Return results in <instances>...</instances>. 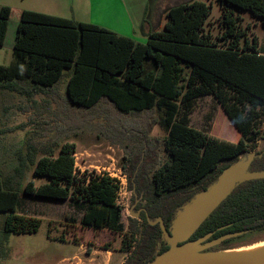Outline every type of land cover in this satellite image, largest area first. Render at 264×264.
Returning a JSON list of instances; mask_svg holds the SVG:
<instances>
[{"label":"trees","instance_id":"1","mask_svg":"<svg viewBox=\"0 0 264 264\" xmlns=\"http://www.w3.org/2000/svg\"><path fill=\"white\" fill-rule=\"evenodd\" d=\"M217 2L219 36L206 30L212 5L193 1L170 8L164 29L151 33L145 43L94 24L25 10L15 35V61L0 64V90L30 99L36 94L55 95L81 112L107 101L123 114H157L158 125L167 133L169 158L145 186L146 205L135 201L141 223L131 219L123 234L120 249L127 255L125 264H148L167 251L170 245L159 219L171 233L178 212L208 190L224 169L254 153L264 136L258 121L264 109V54L257 36L249 39L250 26L243 28L234 11H249L264 25V0ZM12 10L0 5V47L5 45ZM65 79L61 94L59 85ZM206 95L218 101L235 126L234 142L190 126L195 100ZM35 136L27 138L13 174L4 177L0 172V258L9 255L11 234L37 233L43 221L18 211L20 181L28 172L48 181L38 186L29 181L25 195L72 199L85 206L84 227L119 228L123 207L117 203L115 181L96 172L78 177L74 143L44 133ZM249 171H264V155L254 159ZM131 187L137 199L133 178ZM260 231H264V179L237 184L190 241L210 233L209 241L227 236L211 249L216 251Z\"/></svg>","mask_w":264,"mask_h":264},{"label":"rangeland","instance_id":"2","mask_svg":"<svg viewBox=\"0 0 264 264\" xmlns=\"http://www.w3.org/2000/svg\"><path fill=\"white\" fill-rule=\"evenodd\" d=\"M15 1L0 0V4L15 8ZM172 1L176 6L193 1L211 4L206 30L213 37L221 34V7L217 0ZM234 11L242 19L240 23L243 28L250 26L247 31L249 39L257 36L264 54V25L261 19L249 11ZM18 22V16L13 13L6 44L0 47L1 65H10L15 61L13 45ZM65 90L66 79L59 85L61 94ZM260 112L258 121L264 129V109H260ZM157 119L155 112L123 114L107 101L92 111L81 112L72 110L55 95L36 94L30 99L19 93L0 90V172L4 177L13 174L18 165V154L25 150L27 138L44 133L50 139L76 145L78 177L91 172L115 173L122 170L128 179L126 194L121 199L124 208L118 230L95 229L82 225L85 206L72 199L53 200L25 195L23 188L29 181L36 186L48 181L28 172L20 181L18 211L43 221L37 233L11 234L7 243L9 255L0 258V264H106L107 255H112L113 262L125 264L127 255L120 249L123 234L129 230L131 219L141 223L135 201L142 207L146 205L148 193L145 186L169 158L164 142L167 133L158 125ZM190 126L220 140L234 142L236 139L231 137L232 132H237L235 126L212 95L195 100ZM146 138L149 141L145 142ZM263 149L264 136L255 152ZM247 158L248 155H243L241 160ZM131 178L140 194L137 199L131 187ZM2 223L3 216L0 214V229ZM263 241L264 231L255 232L216 251L237 249ZM94 250L97 254L91 259L89 254Z\"/></svg>","mask_w":264,"mask_h":264},{"label":"water","instance_id":"3","mask_svg":"<svg viewBox=\"0 0 264 264\" xmlns=\"http://www.w3.org/2000/svg\"><path fill=\"white\" fill-rule=\"evenodd\" d=\"M263 155L264 149L251 153L247 159L239 160L224 169L208 190L197 194L189 204L178 212L171 233L159 219L170 248L148 264H264V253L252 257H234L221 254L227 250H211L227 239V236L209 241L213 235L210 233L190 241L194 233L232 193L237 184L264 179V171H249L254 159L261 158Z\"/></svg>","mask_w":264,"mask_h":264},{"label":"crops","instance_id":"4","mask_svg":"<svg viewBox=\"0 0 264 264\" xmlns=\"http://www.w3.org/2000/svg\"><path fill=\"white\" fill-rule=\"evenodd\" d=\"M176 5L172 0H16L11 18L14 13L20 20L21 13L29 10L94 24L136 42L145 43L151 33L164 29L167 11ZM96 254L94 250L89 257L92 259ZM106 257V264H117L112 261V255Z\"/></svg>","mask_w":264,"mask_h":264},{"label":"bare ground","instance_id":"5","mask_svg":"<svg viewBox=\"0 0 264 264\" xmlns=\"http://www.w3.org/2000/svg\"><path fill=\"white\" fill-rule=\"evenodd\" d=\"M263 253H264V241L256 243L251 246L227 250L221 254L226 256H234V257H252L256 255H261Z\"/></svg>","mask_w":264,"mask_h":264},{"label":"built area","instance_id":"6","mask_svg":"<svg viewBox=\"0 0 264 264\" xmlns=\"http://www.w3.org/2000/svg\"><path fill=\"white\" fill-rule=\"evenodd\" d=\"M102 174H106L107 176H110L115 181V184L118 187V190H117V203L120 206L123 207V205H122L123 203H121V199L126 194L127 185H128V182H127L128 179H127L126 174H124L122 172V170H119V171H117L115 173L108 172V173H102Z\"/></svg>","mask_w":264,"mask_h":264},{"label":"flooded vegetation","instance_id":"7","mask_svg":"<svg viewBox=\"0 0 264 264\" xmlns=\"http://www.w3.org/2000/svg\"><path fill=\"white\" fill-rule=\"evenodd\" d=\"M220 244H221V243H220ZM220 244H219V245H220ZM219 245H218V246H219Z\"/></svg>","mask_w":264,"mask_h":264}]
</instances>
